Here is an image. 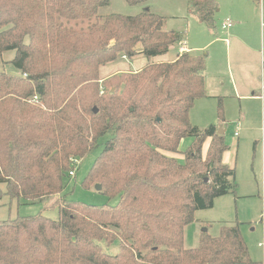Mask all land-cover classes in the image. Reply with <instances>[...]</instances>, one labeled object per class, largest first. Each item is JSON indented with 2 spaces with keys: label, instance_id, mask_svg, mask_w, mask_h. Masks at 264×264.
<instances>
[{
  "label": "trees",
  "instance_id": "16d2710c",
  "mask_svg": "<svg viewBox=\"0 0 264 264\" xmlns=\"http://www.w3.org/2000/svg\"><path fill=\"white\" fill-rule=\"evenodd\" d=\"M110 1L0 0V55L14 50L19 71H0V198L37 203L57 196L59 207L57 218L0 220V264H264L249 258L238 223L217 236L202 232L196 247H184L195 211L235 188L217 125L189 120L195 100L206 96V57L182 51L171 61L101 75L102 66L133 58L138 44L151 58L184 40L149 8L101 14ZM186 2L214 28L217 0ZM262 70L264 82V58ZM257 94L264 102V85ZM105 135L82 186L98 183L117 203L64 199L70 159L95 151ZM186 136L193 141L180 162L173 154ZM101 243L117 251L107 253Z\"/></svg>",
  "mask_w": 264,
  "mask_h": 264
},
{
  "label": "rangeland",
  "instance_id": "374dc122",
  "mask_svg": "<svg viewBox=\"0 0 264 264\" xmlns=\"http://www.w3.org/2000/svg\"><path fill=\"white\" fill-rule=\"evenodd\" d=\"M218 10L215 15V26L208 28L188 11L186 0H148L146 3L129 5L124 0H111L108 6L100 8L101 14L119 13L135 15L144 8L165 17V27L168 30L184 34L183 44L192 53L220 51L216 55L215 68L224 66L226 70L225 45L222 38H228L227 30L221 29V23L229 17L235 26L237 18L248 24L247 31L257 41L260 49L264 47V0H217ZM216 36V37H215ZM218 37V38H217ZM138 53L133 58H119L117 61L102 66L101 75L110 67L126 70H136L148 62L168 60L170 55L177 53L179 45H173L167 53L157 57L147 58L141 51V45L136 47ZM14 50H8L0 55V71L17 74L19 71L11 63ZM114 65V66H111ZM132 68V69H131ZM223 103V118L220 120L217 112L218 99L203 97L196 100L190 114V122L199 128L216 124L225 130L223 139L228 146L224 154L226 164L234 168L235 188L233 192L218 196L213 206L198 209L194 220L184 228V247L194 248L198 245L199 235L206 232L217 236L223 225L239 224L241 235L246 243L249 258L254 262L264 261V109L255 102L239 103L234 98H225ZM239 111H242L241 116ZM240 125L237 128L236 122ZM237 132V135H235ZM108 135L99 139V146L83 159L74 164L73 175L66 179V186L61 196L66 200L81 201L91 205L116 204L118 197L110 198L99 190L95 184L82 186L94 159L100 153ZM193 138H181L179 152L173 156L180 162L184 161L185 151ZM208 144V143H207ZM204 147V151L207 148ZM57 196L49 197L37 203H25L22 200H10L8 196L0 198V220L16 216H32L41 213L50 218L58 217V205L54 202ZM107 253H115L116 245L106 246L101 243Z\"/></svg>",
  "mask_w": 264,
  "mask_h": 264
},
{
  "label": "crops",
  "instance_id": "0c3cea01",
  "mask_svg": "<svg viewBox=\"0 0 264 264\" xmlns=\"http://www.w3.org/2000/svg\"><path fill=\"white\" fill-rule=\"evenodd\" d=\"M226 19H229L231 21V24L229 27L223 28L222 24L226 21ZM234 24L235 26L233 25V22L229 17H226L225 20H223L221 23L222 30L229 29L227 33L229 34V39H221L225 45L224 49L227 59L226 70L224 66L215 68L216 55L217 53H220V51L215 50L214 55H211V52H203V50H201L202 52H199L204 54L206 57V96L204 97H221L222 103H225V98H234V101H237L239 103V108H241L240 103L242 104L244 102H255L257 104L258 102L259 105L264 109V102L262 100V97L257 94L262 90L264 85L262 77L264 47L263 49H260L255 38L253 39L252 34L246 30L248 24L245 20L237 18ZM182 51H189V49L186 47V44L179 46L177 53H181ZM177 53L176 55H170V58L167 61L173 60L177 56ZM140 68L141 66H138L134 71H137ZM119 71H122V69L110 67V70H107V72L103 74V76H107L111 73ZM241 113L242 111H239L240 116ZM236 125L237 128H239V120L236 122ZM219 127L223 132L220 135H223L225 130L222 129L221 125ZM235 135H237V132H235ZM225 152L222 155V161L224 163H227L224 157Z\"/></svg>",
  "mask_w": 264,
  "mask_h": 264
},
{
  "label": "built area",
  "instance_id": "2783aa9c",
  "mask_svg": "<svg viewBox=\"0 0 264 264\" xmlns=\"http://www.w3.org/2000/svg\"><path fill=\"white\" fill-rule=\"evenodd\" d=\"M231 24V21L229 19H226V21L222 24L223 28L229 27ZM73 164L77 162V159H70ZM70 175H73V170L69 172Z\"/></svg>",
  "mask_w": 264,
  "mask_h": 264
},
{
  "label": "water",
  "instance_id": "95a60500",
  "mask_svg": "<svg viewBox=\"0 0 264 264\" xmlns=\"http://www.w3.org/2000/svg\"><path fill=\"white\" fill-rule=\"evenodd\" d=\"M223 132H222V130L220 129V127H219V129H218V134H222ZM95 189L96 190H101V185L100 184H98V183H96L95 184Z\"/></svg>",
  "mask_w": 264,
  "mask_h": 264
}]
</instances>
